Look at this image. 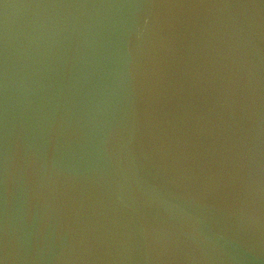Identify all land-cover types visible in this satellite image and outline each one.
<instances>
[{"label":"water","instance_id":"1","mask_svg":"<svg viewBox=\"0 0 264 264\" xmlns=\"http://www.w3.org/2000/svg\"><path fill=\"white\" fill-rule=\"evenodd\" d=\"M152 3L0 0V264H264V0Z\"/></svg>","mask_w":264,"mask_h":264},{"label":"snow or ice","instance_id":"2","mask_svg":"<svg viewBox=\"0 0 264 264\" xmlns=\"http://www.w3.org/2000/svg\"><path fill=\"white\" fill-rule=\"evenodd\" d=\"M157 3V0H153V5ZM165 26L166 27H173L174 26V21L172 19H167L165 20Z\"/></svg>","mask_w":264,"mask_h":264},{"label":"clouds","instance_id":"3","mask_svg":"<svg viewBox=\"0 0 264 264\" xmlns=\"http://www.w3.org/2000/svg\"><path fill=\"white\" fill-rule=\"evenodd\" d=\"M145 21H147V17H145ZM139 33H137V35H138Z\"/></svg>","mask_w":264,"mask_h":264}]
</instances>
